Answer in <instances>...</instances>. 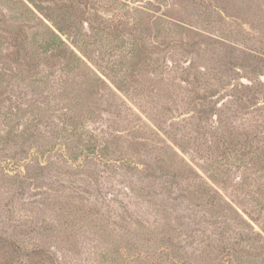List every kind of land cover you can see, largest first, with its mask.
Masks as SVG:
<instances>
[{
  "label": "rangeland",
  "instance_id": "rangeland-1",
  "mask_svg": "<svg viewBox=\"0 0 264 264\" xmlns=\"http://www.w3.org/2000/svg\"><path fill=\"white\" fill-rule=\"evenodd\" d=\"M21 1L0 0V54L14 34L39 52L44 24L67 42L86 35L89 56L110 50L121 70L134 37L146 50L127 92L89 62L111 90L89 75L92 114L72 152L35 74L1 84L16 118L0 115V264H264L263 239L242 237H264V0ZM39 67L64 89L59 61ZM106 143L129 156H98ZM163 147L188 167L162 165Z\"/></svg>",
  "mask_w": 264,
  "mask_h": 264
},
{
  "label": "trees",
  "instance_id": "trees-1",
  "mask_svg": "<svg viewBox=\"0 0 264 264\" xmlns=\"http://www.w3.org/2000/svg\"><path fill=\"white\" fill-rule=\"evenodd\" d=\"M23 6L24 3L21 0H18ZM90 24V23H89ZM45 28L50 33L49 39H43V42L39 45V52L32 51L31 44L28 41L27 38L20 36L19 34H14L8 36V40L11 43L10 51H6L5 54H0V86L1 84L8 83L13 81L15 76L20 78L21 80H24L26 76L28 77L29 73L35 74V79L31 80L30 85L36 86L37 88L41 89L42 91H46L49 94H52V97L56 104L59 103V106L57 107L58 111V121L60 122V127L57 130L56 135L61 136L64 138L63 141L57 142V144H62L65 147L69 144L70 152H72V149L74 147L73 142L74 136L78 135L77 128L80 125V123L84 122L85 119L90 118L92 111L90 107V103L87 100L88 93L91 90L92 81L95 79L101 80L105 86L108 87V84L98 75V73L89 65V62L92 63L95 67L99 68V72L102 73L112 84H114L119 90H128L129 82L134 81V72L137 71V66L140 64H143L141 61L143 50H146L144 47V44L142 43L141 39H137L134 37V41L130 43V45L127 48L126 53L120 56L122 59L124 56L128 57V60L126 63H128V66H126L125 69L121 70L117 65L122 64L121 61H110L109 59H106V54L110 56V50H106L105 53H100L95 58L89 56V45L90 41L86 38V35H78L77 37H74L73 39H69L67 42L65 39H63L59 34H57L55 31L49 28L46 24H44ZM94 30L97 32L102 33H111L115 32L118 27H112L110 23H98L94 27ZM83 33V32H82ZM5 38V37H3ZM174 42V41H173ZM186 42H180V44H185ZM75 48L79 50L81 55H79ZM109 52V53H107ZM41 60V61H40ZM49 60H55L59 61V68L61 71L64 72V89L62 91H58L56 89H48L46 85L47 78L50 74H52V71L49 69H46L45 67H39L40 63L45 64ZM43 61V62H42ZM100 65H103V69H100ZM106 71V72H105ZM112 74L116 79L117 76L120 75L122 79V85H119L116 81H114L108 74ZM89 75H93L94 78H90ZM72 78L70 81H67L68 78ZM66 89H69V91H65ZM109 88V87H108ZM111 90V88H109ZM57 99V100H55ZM15 112H13L12 108L9 106H4L0 102V115L1 119L4 120L5 118L9 117L8 119H14L16 117H11ZM17 116V113L15 114ZM29 120V119H28ZM26 129L28 130L27 126ZM21 133V132H19ZM18 133V134H19ZM22 136V133L20 134ZM42 136V135H41ZM42 139L40 142V139H33L31 142V145L35 143L38 144V147H43L45 144L51 143V139L47 140L45 137H39ZM144 141L140 142L138 140H134V143L138 144H145L148 138H143ZM67 140H69L67 143H65ZM26 142V141H24ZM82 141L77 137V146L81 145L83 147ZM85 143V141H83ZM87 142V141H86ZM24 144V143H21ZM54 144V143H53ZM52 145V144H50ZM85 145V144H84ZM94 145V144H93ZM75 146V147H77ZM128 146L125 147L124 151H120V148L113 147L109 145V143L102 145L100 148H98L97 151H99L97 154L98 156L104 155L105 157H108L110 155L114 156L118 154L119 160L125 161L127 157L129 156V152L127 151ZM84 149L81 150V152ZM96 150V148H95ZM130 151V150H129ZM104 152V154H102ZM87 153H93V152H87ZM160 153L163 157H159V161H161L162 165L166 166L167 168H176L178 170H182L186 166V163L184 159L176 160L175 156L176 151H174L172 148H169V151L165 149V147L160 149ZM94 154V153H93ZM123 164V163H122ZM121 167H125V169L129 168V164L126 163V165H122ZM134 165V164H133ZM144 167L141 169L142 177H145L146 181H148V178L151 176H146L145 171L149 167V164H143ZM134 167V166H133ZM131 167V168H133ZM138 167V166H135ZM137 170V169H136ZM177 171V170H176ZM131 173V172H129ZM149 172H146L148 174ZM145 183V182H144ZM148 183H145L144 185H140L139 189H144L145 186H147ZM130 190H133L131 186L129 185ZM84 192H88V187L84 186V189H82ZM250 227V225H249ZM264 231V230H263ZM260 237L264 241V237L257 231H255L254 228L250 227V233L249 234H243V238L246 239V241H255V237ZM241 237V238H242ZM262 248H264V244L261 245ZM33 254H40L42 253L41 249H34L32 251ZM259 256V254H258Z\"/></svg>",
  "mask_w": 264,
  "mask_h": 264
}]
</instances>
